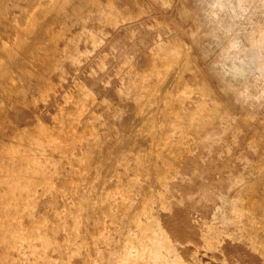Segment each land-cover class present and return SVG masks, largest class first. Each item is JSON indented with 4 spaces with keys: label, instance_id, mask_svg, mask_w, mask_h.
<instances>
[{
    "label": "bare ground",
    "instance_id": "6f19581e",
    "mask_svg": "<svg viewBox=\"0 0 264 264\" xmlns=\"http://www.w3.org/2000/svg\"><path fill=\"white\" fill-rule=\"evenodd\" d=\"M193 13L188 0H0V264H205L199 247L264 264V102L238 96L253 98L240 87L253 56L204 62L222 50ZM159 14L133 55L86 45ZM95 64L116 72L103 96ZM230 122L254 157L200 228L173 185H193L188 166L215 158Z\"/></svg>",
    "mask_w": 264,
    "mask_h": 264
},
{
    "label": "rangeland",
    "instance_id": "374dc122",
    "mask_svg": "<svg viewBox=\"0 0 264 264\" xmlns=\"http://www.w3.org/2000/svg\"><path fill=\"white\" fill-rule=\"evenodd\" d=\"M193 8V14L199 19L201 33L204 35V41L215 48H220V53H211L204 60L219 65L237 61L245 63L250 60L249 64H244L247 68L242 78L240 87H247L252 93L253 98L245 99L243 95L238 94L243 104L249 103V100H255L254 103L264 102V0H188ZM165 8H167L165 6ZM146 14H144L145 16ZM151 17L146 21L147 25H138L136 22H130L129 29L136 32V36L120 35L113 41V47H109L105 40H100L97 46L86 43L91 52L103 50V53H117L122 49L126 54H135L141 48L147 45V37L152 35L151 32L153 21L161 22L163 15L159 14ZM129 22L127 24H130ZM182 30L187 37L191 33L192 27L186 22L181 21ZM111 28L110 26H108ZM163 29V28H162ZM158 35V34H157ZM163 37V34L159 33ZM141 37V38H139ZM185 42L191 44L186 38ZM122 57V56H121ZM118 59L116 55L113 62ZM96 69V78L92 84L99 83L102 87L98 88L97 93L103 96L108 93V87L115 82L116 72L112 67L94 66ZM220 68V67H219ZM221 73H223V69ZM65 82H68V76L65 74ZM190 81H192L190 79ZM221 96V95H220ZM92 110H97V105L91 106ZM253 110V106H249ZM234 125H223L222 135L215 144V158L211 161L207 156L198 166H188V173L193 178V185L187 184L186 181H178L173 185L177 192L186 193L187 210L192 212L191 216L195 223L203 228L200 221L209 219L206 208L217 206L218 195L223 194L229 186L233 185L243 169L246 157L251 161L254 157L251 146L247 139L245 144L236 148L238 139L233 135ZM233 156L230 160L229 157ZM231 226L227 229L231 230ZM199 262L205 264H216L220 262V257L211 250L199 247L195 252Z\"/></svg>",
    "mask_w": 264,
    "mask_h": 264
}]
</instances>
